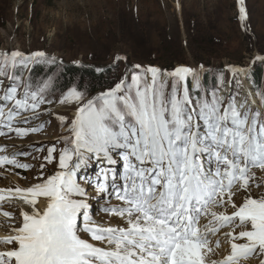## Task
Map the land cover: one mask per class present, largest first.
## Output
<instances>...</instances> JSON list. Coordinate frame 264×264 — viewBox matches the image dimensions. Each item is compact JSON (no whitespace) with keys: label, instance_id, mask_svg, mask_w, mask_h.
Here are the masks:
<instances>
[{"label":"snow or ice","instance_id":"obj_1","mask_svg":"<svg viewBox=\"0 0 264 264\" xmlns=\"http://www.w3.org/2000/svg\"><path fill=\"white\" fill-rule=\"evenodd\" d=\"M239 3L244 21V0ZM54 63L40 51L0 52V128L19 137L41 130L43 125L14 124L30 123L40 105L52 103L47 94L54 77L33 81L30 65ZM227 70L239 87L237 77L247 70ZM206 71L203 65L167 70L136 64L92 98L75 86L64 92L59 102L78 106L65 146L54 156L53 145L44 157L58 170L46 178L41 173L42 182L27 189L7 190V196L0 190V201L15 196L30 206L14 234L0 238L6 246L0 264H206L213 251L209 233L227 225L230 254L210 264H240L257 248L264 252V195L233 200L248 190L251 168L264 170V92L238 99V92L225 90L223 72L215 86L203 83ZM58 119L63 124L67 118ZM6 164L31 167L16 154L0 155V166ZM91 164L94 176L81 175ZM89 188L118 223L93 219ZM41 197L43 208L37 207ZM227 205L230 215L212 210Z\"/></svg>","mask_w":264,"mask_h":264},{"label":"rangeland","instance_id":"obj_2","mask_svg":"<svg viewBox=\"0 0 264 264\" xmlns=\"http://www.w3.org/2000/svg\"><path fill=\"white\" fill-rule=\"evenodd\" d=\"M244 7L247 18L241 21L239 0H0V52L20 51L27 55L40 51L55 58L54 64L30 65L33 81L54 77L55 87L47 94L52 103L40 105L37 117L31 118L30 123L18 120L14 124L15 127L43 125L41 130L19 137L0 128L8 132L0 136V155L16 154L21 163L31 166L28 169L0 166V189L6 192L27 189L42 182L41 173L46 178L58 170L56 161L48 163L44 157L53 145L57 149L54 156H58L65 146L64 138L70 136V122L78 105L59 101L73 86L92 98L114 86L136 64L167 70L181 65L194 68L203 65L209 71L203 73L202 82L205 83L204 76L208 75L209 84H205L210 87L217 84V74L223 72L225 90L238 92V99L256 93L258 78L261 85L257 92H264V0H244ZM117 56L124 59L118 61ZM70 65L98 73L109 70L107 82L92 90L79 75L70 87L64 88L58 77L62 66ZM228 66L247 70L246 75L237 77L241 81L239 87ZM24 75L27 77L29 73ZM59 116L67 118L63 124ZM96 171L95 164H91L80 174L94 176ZM249 177L248 190L240 189L233 196L237 204L248 195L252 198L264 195V170L253 167ZM88 191L93 219L105 226L118 223L119 217H110L102 211L106 201L96 198L91 188ZM12 198L13 202L0 201V232L8 235L14 234L13 228L22 224L21 212L30 210L23 200ZM41 201L44 198H38V204ZM212 210L228 215L232 212L230 205ZM4 212L11 215L5 216ZM210 219V216L202 217L201 225L208 224ZM230 230L232 226L227 225L214 235L209 233L213 251L207 254V263L230 254V240L225 236ZM240 230L235 228L236 233ZM221 237L225 240H220ZM4 247L0 244V249ZM240 264H264V252L257 248L249 257L241 258Z\"/></svg>","mask_w":264,"mask_h":264},{"label":"trees","instance_id":"obj_3","mask_svg":"<svg viewBox=\"0 0 264 264\" xmlns=\"http://www.w3.org/2000/svg\"><path fill=\"white\" fill-rule=\"evenodd\" d=\"M261 66L258 67L257 69V73L259 74L261 72ZM61 73L59 75V82L63 83L64 88H68L72 85V83L75 81V78L79 75L82 76L81 78H85L86 84L90 85V89L95 90L96 88L98 89V87L96 86H100V85H104L107 82V77L106 74L109 70H105L106 72L102 71V72H96L94 69L91 68H87V67H83V66H75V65H70V66H62L61 68ZM43 71H40V73H42ZM37 73V72H35ZM205 78V83L209 84L208 82V75L204 76ZM257 83H256V90L254 89V91L256 93H258V89L260 88V78L257 79ZM81 82L83 80H80ZM258 84V85H257ZM91 90V91H92Z\"/></svg>","mask_w":264,"mask_h":264},{"label":"bare ground","instance_id":"obj_4","mask_svg":"<svg viewBox=\"0 0 264 264\" xmlns=\"http://www.w3.org/2000/svg\"><path fill=\"white\" fill-rule=\"evenodd\" d=\"M88 10V9H87ZM247 90H249V88L247 87ZM0 190H2V189H0ZM4 194H5V196H7V192L5 191L4 192ZM3 201H5V202H13L14 200H13V198L11 197V198H8V199H5V200H3ZM18 201V200H17ZM19 203H20V201H18ZM37 207H40V208H43L44 207V202H40L38 205H37ZM13 232V231H12ZM6 236H8V234H5L4 232H0V237L1 238H4V237H6ZM220 240H225V238H220ZM209 247H210V245H209ZM209 255H210V253H208ZM228 255V254H227ZM226 256V255H225ZM218 257H221V255H219ZM224 257V256H223ZM222 258H219V259H217L216 261H219V260H221ZM206 264H210V263H207L206 262Z\"/></svg>","mask_w":264,"mask_h":264}]
</instances>
